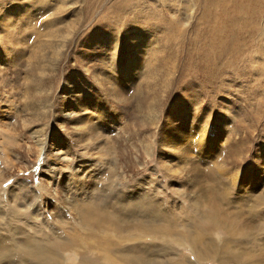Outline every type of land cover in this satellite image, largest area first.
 I'll return each mask as SVG.
<instances>
[{"label":"rangeland","instance_id":"obj_1","mask_svg":"<svg viewBox=\"0 0 264 264\" xmlns=\"http://www.w3.org/2000/svg\"><path fill=\"white\" fill-rule=\"evenodd\" d=\"M39 1L0 0V171L6 177L0 181V210L17 220L15 228L31 232L33 244L51 242L55 250L65 248V229L54 222L55 215L36 218L32 208H26L24 193L23 205L5 193L10 187L17 189L21 180L30 192L32 185L38 188L33 132H45L54 146L59 140L69 142L77 165L84 160L96 163L103 179L99 186L106 185L103 195L111 193L100 171H107V166L111 175L126 170L134 176L129 184H137L145 175L164 177L163 198L182 204L184 220H178L177 226L190 222L186 212L191 203L182 194L170 197L168 184L176 182L168 180L172 173L166 162L181 170L194 161L204 182H210V176L218 185L234 188L229 199L236 201L234 209L253 205L251 197L245 202L240 186L250 177L258 192L264 189L262 183L257 185L264 180V0H43L36 4ZM74 102L79 103L77 115L83 120L62 117L63 111L72 113ZM100 108L111 115L108 122L115 123L113 130L97 140L74 139L78 128L102 121ZM184 134L192 142L180 141V145ZM56 146L61 150V145ZM230 156H239L238 161ZM235 169L239 175L232 188L225 176L230 178ZM138 188V184L123 185L124 198L142 192ZM213 200L230 211L228 202L216 194L205 197L201 208L213 207ZM63 219L82 228L75 212L65 213ZM3 226L10 231L9 223ZM219 235L226 236L224 231ZM0 236L8 238L6 233ZM238 237L242 238L223 241L230 247L223 251L264 257L263 234L255 238L258 249L247 240L237 243ZM154 239L113 238L120 243L119 255L132 253L126 247L137 244L147 249ZM173 244L176 250L170 257L184 261L192 255L188 246ZM68 252L61 253L69 258L66 264H104L97 253L94 258L85 254L81 258ZM247 258L246 264H251Z\"/></svg>","mask_w":264,"mask_h":264},{"label":"bare ground","instance_id":"obj_2","mask_svg":"<svg viewBox=\"0 0 264 264\" xmlns=\"http://www.w3.org/2000/svg\"><path fill=\"white\" fill-rule=\"evenodd\" d=\"M42 1L40 0L36 4H40ZM177 5V2L173 4V6ZM168 9H170V6ZM73 105L72 113L63 111L62 117L68 119L70 115H74V121L83 120L81 116L77 115L79 113V103L74 102ZM101 109L102 121L97 126L95 124V127L90 124H88L90 128L81 126L82 128H78L79 136L74 139H77V141L91 138L97 140L105 137L107 133L113 130L112 125L115 123L108 122L112 120L111 115L104 108ZM26 121L28 120L25 119L24 122ZM77 127H80V125H77ZM86 129L88 132H85ZM75 131H77V128ZM38 133H32L33 141L31 143L34 147V155L39 161L35 170L38 178V188L31 184L33 192H30L26 181L21 180L17 189L10 187L5 193L7 196L10 195L14 203L20 201L22 205V196L25 195L28 202L26 208H32V213L36 218L39 217V214H43L53 219L52 215H55L54 219L56 220L54 222H59L58 224L63 225L65 229V231L63 230L66 234L65 239H67L64 243L65 248L55 250V246L50 245L51 242L43 245L33 244V234L31 232L29 235L25 233V228L23 230L15 228L14 223L17 220H13V216L8 217L7 213L4 214L3 208L0 210L3 213L0 216V226L4 225V222L9 223L10 231L6 226L0 227V234L6 233L8 235L7 239L0 236V264H66L69 258H64L61 253L67 251L66 255H68L69 250H72L74 254L80 257L85 254V256L90 255V257L94 258L93 253H97L99 259L104 261V264H204L211 260L218 261L219 264H246L244 259V257L247 258L245 256L246 251H240L239 253L234 250L223 251L224 249H230L228 244L223 243V241L240 236L242 237L241 239L239 237L234 239L237 243L247 240V244H251L255 249L259 248L258 239L255 238L261 234L264 235V189L258 192L257 186L254 184L250 185L249 177L248 181L240 187L244 191H241V193H243L242 197L245 202H247L248 197H251L253 205L251 204L249 208L247 206L243 208L244 205H238L239 209H234L236 201L230 202L229 199L232 194L234 195L233 187L238 179V169H235L234 175L232 174L230 178L225 176L226 184L230 183L233 188L230 189L226 185L223 186L222 183L218 185L214 177L209 176L207 178L210 182H204L205 179L200 178L201 173L199 170L195 169V167L199 166L194 161L190 162L192 165L189 164V166L181 170L174 169L173 164L166 162L168 164L166 170L168 169L172 173L168 180L176 182V184L167 183L169 190L172 191L169 193L170 197L173 196L175 198V194H182L191 203L189 205L190 210L186 212L190 222L188 224L182 222V226H177L178 220H184L180 217L183 214L182 204L176 200H168L167 202L166 198H163L162 192H167V188L161 183L166 182L164 177L155 178L151 175H145L139 182L137 179L138 189H142V192L139 190L137 195L133 194L134 196L131 198H124L121 187L123 185L129 187L137 185L136 183L129 184L130 178L134 176H130L126 170L113 171L111 175V167L107 166L105 169L107 171H102V169L100 171L104 174L105 179L108 180V188L111 193L103 195V187L106 185H100L102 190L99 189L101 178L100 174L97 173V169L94 168V166H97L96 163L84 160L80 162V165H77L75 153L69 142L59 140L54 146L52 140L49 139L45 132H42L41 135ZM189 137V134H184L179 143L180 141L184 144L192 142V139H188ZM91 143L93 142L89 144ZM161 144L166 146V140L162 139ZM56 145H61V150L58 151ZM149 146L150 144L145 147L148 148ZM94 150L98 151L95 148ZM170 152L168 151L167 153ZM83 154L86 155V153ZM182 156L186 159V154ZM231 158L233 161H238L239 156H235V159ZM226 163L228 162L226 161ZM67 168L71 169L69 173ZM184 171L185 178L182 176ZM43 175L47 177H41ZM249 175L250 171L248 172ZM109 176L111 178L108 179L107 177ZM4 178H6L5 172L0 171V181ZM260 183L264 187L263 178L257 181V185L259 186ZM160 187L162 188L160 189ZM95 192L96 198L94 199L92 195L94 196ZM22 193L24 194L22 195ZM139 193L141 194L138 195ZM210 194H216L220 199H225L230 205V211L225 210L218 200H213L211 204L213 207H209L206 211L203 210L200 203ZM214 199H217L216 196ZM165 203H168L169 206L167 207ZM52 204L55 205L54 209ZM36 205H38L37 208ZM57 206L60 207L58 211L56 209ZM50 207L54 212L48 214L47 211H49ZM70 212L76 213L78 218L76 222L82 225L81 229L76 228L75 226L77 225L75 223V226H72V222L63 219L65 213ZM11 214L14 213L11 212ZM251 219H253L254 224H252ZM69 225L70 227L68 228L67 226ZM178 227H185L186 229L182 232V229L179 230ZM220 231H224L226 236L219 235ZM135 234L137 235L133 236ZM20 235L26 238L21 239ZM138 236L155 239L147 249H141V246L137 244L126 247L131 249L132 253L117 254L119 242H115L113 238L120 237L122 241L129 242ZM12 240H14L13 244ZM173 243H176V246L179 247L181 245H185L184 247L188 246L192 255L187 256L188 258L184 261H178V256L170 257L176 250ZM247 259L251 264H264V257L259 260L254 255Z\"/></svg>","mask_w":264,"mask_h":264}]
</instances>
